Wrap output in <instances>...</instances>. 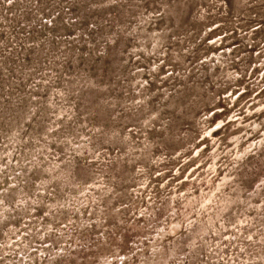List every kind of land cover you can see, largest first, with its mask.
<instances>
[{
    "label": "rangeland",
    "instance_id": "rangeland-1",
    "mask_svg": "<svg viewBox=\"0 0 264 264\" xmlns=\"http://www.w3.org/2000/svg\"><path fill=\"white\" fill-rule=\"evenodd\" d=\"M167 3L0 0V264H264V0Z\"/></svg>",
    "mask_w": 264,
    "mask_h": 264
},
{
    "label": "trees",
    "instance_id": "trees-1",
    "mask_svg": "<svg viewBox=\"0 0 264 264\" xmlns=\"http://www.w3.org/2000/svg\"><path fill=\"white\" fill-rule=\"evenodd\" d=\"M120 4H116L113 3L112 5H110V7H119ZM193 5V0L191 1H185V2H181V0H168V3H167V9L166 11L162 10V11H159L158 10V7H153V15H152V18H151V22H149V28L153 29L154 27H159L160 24L164 21H169L170 22V25H171V30H173L174 32H179L180 29L186 24V23H190L193 24L194 26H199L200 24H202V22L200 21H195V20H190L189 18V10L191 9ZM172 31V32H173ZM214 33V30H210L207 35H206V39H209L210 36H212ZM194 35V34H193ZM193 35H189L187 37H185V39H191V37ZM205 39V40H206ZM182 39H178L177 40V43H181ZM112 45V43L110 44H107V48H110ZM200 45H203V46H206V50L208 51L209 49H211V46L207 44V42L203 41L201 42L200 44H195L192 51L190 52V62L193 61V60H196V59H199L200 56L202 55V51L201 48H200ZM104 55L101 56V58L103 59ZM180 63V62H179ZM102 66L105 68V65L102 64ZM159 71H163V65H160L159 67ZM174 69H172L171 75L172 76V79L173 80H176L178 84H183V80H184V77H188L190 75V71H188L185 76L183 75H178V72L175 73L174 75ZM169 75V76H171ZM168 76V77H169ZM191 76V75H190ZM166 80V79H165ZM154 84L153 81L151 82H148V86H152ZM181 86V90H179V95L180 98H183L185 95H187L185 92L189 91L192 86H187L185 85V83L183 85H180ZM260 91H264V85L262 86L261 90ZM178 93V92H177ZM181 100V99H180ZM221 111H224V109H222ZM220 111V112H221ZM221 115V113H216V111L212 112L208 117L206 116V119L207 122L209 123V126L212 125L217 119L218 117ZM178 119V117L176 118V120ZM182 119L179 118L178 121H181ZM161 127L159 126H153L149 129V133H152V134H156V133H159L161 130H160ZM165 140V139H164ZM167 140V139H166ZM122 238H121V242L123 244L126 243L127 239V235L126 234H121L120 235ZM115 237H112L111 240H114ZM83 260L84 259H81V260H77V261H70L71 264H83Z\"/></svg>",
    "mask_w": 264,
    "mask_h": 264
}]
</instances>
